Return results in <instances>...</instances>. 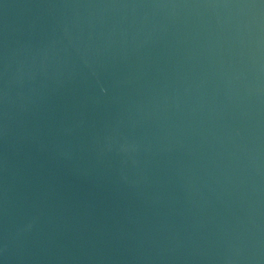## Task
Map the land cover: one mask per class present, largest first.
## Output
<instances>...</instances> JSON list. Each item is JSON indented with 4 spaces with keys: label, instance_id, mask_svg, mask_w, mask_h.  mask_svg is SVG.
<instances>
[{
    "label": "water",
    "instance_id": "1",
    "mask_svg": "<svg viewBox=\"0 0 264 264\" xmlns=\"http://www.w3.org/2000/svg\"><path fill=\"white\" fill-rule=\"evenodd\" d=\"M0 264H264V0H0Z\"/></svg>",
    "mask_w": 264,
    "mask_h": 264
}]
</instances>
